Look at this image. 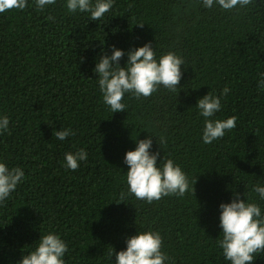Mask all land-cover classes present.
<instances>
[{
    "label": "trees",
    "instance_id": "16d2710c",
    "mask_svg": "<svg viewBox=\"0 0 264 264\" xmlns=\"http://www.w3.org/2000/svg\"><path fill=\"white\" fill-rule=\"evenodd\" d=\"M147 41L158 55L184 58L180 88L140 99L127 94L125 111L112 113L93 72L101 48L110 55L112 45L127 50ZM261 72L264 0L240 11L204 9L199 0H115L99 22L69 14L65 0L42 11L29 0L23 10L0 13V113L10 121L0 134V158L25 172L0 204V264H18L49 230L68 243L66 264H111V247L124 249L139 227L161 232L170 264H227L215 240L219 204L236 191L264 205L251 191L264 184ZM225 86L230 92L216 118L236 116V126L204 144L194 106ZM61 127L74 135L56 140L53 128ZM147 132L163 140L161 158L174 159L192 183L196 177L194 195L120 202L124 154ZM81 148L87 160L75 171L64 167V154ZM258 255L254 264H264V252Z\"/></svg>",
    "mask_w": 264,
    "mask_h": 264
},
{
    "label": "clouds",
    "instance_id": "9594fccd",
    "mask_svg": "<svg viewBox=\"0 0 264 264\" xmlns=\"http://www.w3.org/2000/svg\"><path fill=\"white\" fill-rule=\"evenodd\" d=\"M252 2L253 0H199L204 9L218 7L223 11H240ZM28 3L29 0H0V13L11 9L23 10ZM32 3L38 11H42L55 4L56 0H32ZM114 3L115 0H65V7L69 14L83 13L89 20L99 22L110 12ZM48 19L54 20V17L49 16ZM101 44H104V40ZM125 56L127 59L121 66L120 60ZM182 65L185 66L182 56L173 51L158 55L157 45L147 41L142 46H132L127 50L112 45L110 55L102 47L93 72L97 75L95 80L103 103L112 113H116L125 111L126 104L122 101L127 94L140 99L151 96L161 87L170 92L176 91L180 88ZM257 89H264V72L258 74ZM229 92L228 86L218 95L210 90L194 106L198 117L203 118L201 139L204 144H211L224 137L226 131L236 126V116L216 118V114L221 111L222 100ZM9 123L8 116L0 113V134L9 130ZM71 135H74L71 128H53L56 140L64 141ZM154 137L159 148L154 149ZM133 140L134 149L126 151L123 157V164L127 166L126 190L121 191L120 202H125L128 197L152 203L167 196L183 197L186 192L194 195L196 177L195 183H192L188 174L174 159L166 155L161 158L162 139L158 140L148 133L143 139ZM87 158L88 153L82 148L66 152L64 167L75 171ZM24 176L22 167H10L0 158V204L17 189ZM251 191L256 194L258 201L264 202V184H253ZM218 210V226L221 231L215 240L223 259L227 264H254L258 253L264 252V205L246 193L241 199V194L233 191L230 202H221ZM125 245L118 252L111 247V264H170V257L163 250V236L159 230L139 227L136 234L125 238ZM32 246L27 252H22L18 264H66L69 246L56 231L49 230L41 234Z\"/></svg>",
    "mask_w": 264,
    "mask_h": 264
}]
</instances>
